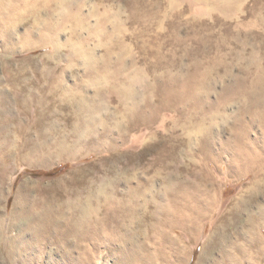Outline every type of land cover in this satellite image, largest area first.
Returning <instances> with one entry per match:
<instances>
[{
  "label": "rangeland",
  "instance_id": "374dc122",
  "mask_svg": "<svg viewBox=\"0 0 264 264\" xmlns=\"http://www.w3.org/2000/svg\"><path fill=\"white\" fill-rule=\"evenodd\" d=\"M32 1L0 0V264H264V0Z\"/></svg>",
  "mask_w": 264,
  "mask_h": 264
},
{
  "label": "bare ground",
  "instance_id": "6f19581e",
  "mask_svg": "<svg viewBox=\"0 0 264 264\" xmlns=\"http://www.w3.org/2000/svg\"><path fill=\"white\" fill-rule=\"evenodd\" d=\"M59 1L61 2V4H62V2H64L63 0H58V3H59ZM33 2V1H32ZM31 2V3H32ZM53 1H51V0H43V1H41V0H36L35 2H33L32 3V7H34L35 9H37V10H42V9H45V10H49L50 8H52V3ZM30 3V4H31ZM29 4V3H28ZM26 6H28L27 4H26ZM37 20H40V21H42L41 20V18L40 17H37L36 18ZM261 74V73H260ZM257 81V80H256ZM258 85H259V87H260V91H259V93H258V97H259V99H260V101H261V103L260 104H264V73L262 74V75H260V78L258 79ZM256 85V84H255ZM258 87V86H257ZM229 142V141H228ZM250 142V141H249ZM247 148V147H246ZM243 149H245V148H243ZM239 151V150H238ZM241 152V151H240ZM240 152H238V153H240ZM242 153V152H241ZM240 155V154H239ZM257 163V162H256ZM161 164V163H160ZM260 164V163H259ZM259 166V165H258ZM260 168H261V171L264 169V162L263 163H261L260 164ZM263 182V181H262ZM264 184V183H263ZM254 189H252L249 193H247V195L245 196V198L241 201V203H239V205H238V208L235 210V212L234 213H237L238 211H239V209L242 211V209H243V206L245 205H251L252 203H254V202H256V200H257V197H259V196H262L263 197V195H264V185H261V183H259V184H257V182L255 181L254 182ZM264 199V198H263ZM259 209V208H258ZM253 211V210H252ZM263 213H264V211H263ZM263 213L262 212H260V214H261V216L262 217H260L261 219H263L264 217H263ZM260 216V215H259ZM252 217V216H251ZM250 227H252V229H253V231H255L256 229H257V225H256V223L254 222V219H251V222H250V225H249ZM229 227H231V225L229 226ZM259 229H261V230H263L264 229V227H259ZM224 237L225 236H223V239H224ZM225 240V239H224ZM255 246V245H254ZM261 247H263V246H261ZM264 248V247H263Z\"/></svg>",
  "mask_w": 264,
  "mask_h": 264
}]
</instances>
